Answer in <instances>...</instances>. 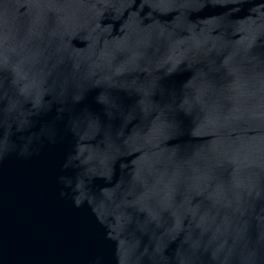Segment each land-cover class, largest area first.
Listing matches in <instances>:
<instances>
[{
    "label": "water",
    "instance_id": "water-1",
    "mask_svg": "<svg viewBox=\"0 0 264 264\" xmlns=\"http://www.w3.org/2000/svg\"><path fill=\"white\" fill-rule=\"evenodd\" d=\"M0 264H264V0H0Z\"/></svg>",
    "mask_w": 264,
    "mask_h": 264
}]
</instances>
